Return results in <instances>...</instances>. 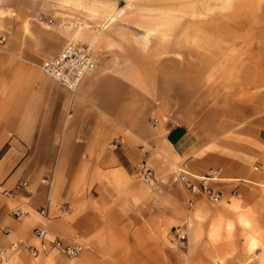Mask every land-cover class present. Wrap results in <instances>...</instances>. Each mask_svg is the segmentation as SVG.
<instances>
[{
    "label": "crops",
    "instance_id": "crops-1",
    "mask_svg": "<svg viewBox=\"0 0 264 264\" xmlns=\"http://www.w3.org/2000/svg\"><path fill=\"white\" fill-rule=\"evenodd\" d=\"M1 9L0 247L10 264H213L264 254L249 249L253 233L264 243V58L234 80L216 76L210 98L208 85L194 92L176 74L167 89L156 80L148 91L99 66L73 92L38 64L74 28L46 20L38 0H0ZM115 137L125 142L113 149ZM142 160L153 185L138 175ZM180 162L198 176L218 170L210 184L221 201L172 185ZM180 225L188 241L176 248L169 236ZM37 227L47 230L45 249ZM55 237L83 252L67 256ZM20 239L28 243L14 249Z\"/></svg>",
    "mask_w": 264,
    "mask_h": 264
},
{
    "label": "rangeland",
    "instance_id": "rangeland-1",
    "mask_svg": "<svg viewBox=\"0 0 264 264\" xmlns=\"http://www.w3.org/2000/svg\"><path fill=\"white\" fill-rule=\"evenodd\" d=\"M38 1L46 20L74 28L71 41L88 45L99 69L144 90H152L156 80L167 89L168 75L176 74L177 82L194 92L208 85L210 98L216 76L223 74L227 82L232 74L234 80L247 73L249 61L264 58V0ZM201 27L210 29H194ZM189 67L195 73L191 79ZM257 237L251 235L250 250L264 247ZM213 264H264V254L231 263L221 257Z\"/></svg>",
    "mask_w": 264,
    "mask_h": 264
},
{
    "label": "built area",
    "instance_id": "built-area-1",
    "mask_svg": "<svg viewBox=\"0 0 264 264\" xmlns=\"http://www.w3.org/2000/svg\"><path fill=\"white\" fill-rule=\"evenodd\" d=\"M3 38L0 40V42ZM39 68L48 76L52 77L60 84L71 91H76L83 79L98 66V61L93 54L91 48L83 43L69 42L56 56L43 60L38 64ZM155 121V120H154ZM125 142L122 137H115L110 142V147L116 149ZM142 150L146 152L147 147L143 146ZM137 172L140 178L149 185L157 182L153 168L148 164L147 160H142L137 164ZM218 170H213L206 175L198 176L192 173L185 162L175 163L171 170L169 181L172 185L187 188L192 194L207 197L212 203L217 204L221 201L220 192L213 189L210 180L216 178ZM26 184V182H24ZM43 214L47 212L43 209ZM20 215L19 211L15 212ZM47 230L45 227H37L33 231V237L41 241V247L46 248ZM170 236L175 243L183 246L188 241V232L186 226H176L171 230ZM53 248L63 251L67 256L74 258L83 252V245L80 243L64 245L60 237L52 239ZM27 240L20 239L18 243H13L15 249L18 245H26ZM32 252L36 255L38 248L30 246ZM0 264H10V256L6 250L0 247Z\"/></svg>",
    "mask_w": 264,
    "mask_h": 264
}]
</instances>
